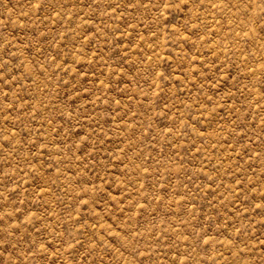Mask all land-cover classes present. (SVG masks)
<instances>
[{
    "label": "rangeland",
    "instance_id": "obj_1",
    "mask_svg": "<svg viewBox=\"0 0 264 264\" xmlns=\"http://www.w3.org/2000/svg\"><path fill=\"white\" fill-rule=\"evenodd\" d=\"M0 264H264V0H0Z\"/></svg>",
    "mask_w": 264,
    "mask_h": 264
}]
</instances>
